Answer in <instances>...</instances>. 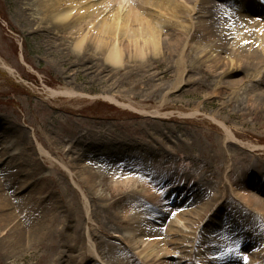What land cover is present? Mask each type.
<instances>
[{"label":"rangeland","instance_id":"374dc122","mask_svg":"<svg viewBox=\"0 0 264 264\" xmlns=\"http://www.w3.org/2000/svg\"><path fill=\"white\" fill-rule=\"evenodd\" d=\"M50 1L0 0V133L5 125L15 126L10 137L7 136L1 144L17 139V147L13 151L18 149L26 156L9 158L10 166L6 161L0 165V222L8 213H12L19 222L17 229L12 226L0 228V264H100L88 250L83 236L85 226L91 230L89 240L94 250L107 261L106 264H133V254L137 251L134 246H138L135 243L138 239L132 240L126 227H117L113 215L115 212L121 215V210L130 205L129 196L134 195L139 196L141 208H151L150 204L142 202V182L153 175L154 162L150 159L165 160L161 157L164 152L154 146L151 137L172 134L171 141L165 147L172 152L167 160L173 162L174 179L172 184L160 188L159 194L168 200L173 196L167 194L169 188L178 184V173H183L186 180L191 179V183L200 182L194 189L200 195H207V192L215 188V181L222 180L227 165H232L233 161H237L240 166L239 161L246 159L256 169H260V166L264 168V127L258 126L260 121L251 123L238 105L227 107L219 97H207L214 79L185 81L181 88L167 93L166 102L160 104L163 91L174 84L175 78V71L166 70L167 60L153 61L151 74L154 73L156 77L142 86L134 84L141 75L139 71L129 74L121 68L118 71L94 74L86 72L78 64H71V61L75 62L73 55L69 56L66 50L62 52L56 48L45 36L48 20L46 4ZM126 3V0H116L114 4L101 9L94 19H86L80 25L68 29L64 36L69 47L73 50L75 41L87 28L96 27L102 18H109ZM214 3L219 5L217 1ZM61 8L68 9L65 4ZM249 18L253 24L264 22V17ZM112 45V49H117L115 43ZM94 63L90 57L86 65ZM102 63H105L104 59ZM76 70L79 73L74 77ZM64 89L84 91L89 96L66 97L52 93V90ZM114 89L120 102L129 103L140 110L145 109L148 114L142 115L120 107L101 96V93H110ZM197 104L200 111L193 113ZM154 111L161 115H155ZM229 111L235 113L230 118L227 116ZM211 112L220 116L217 120L226 119L227 125L232 126L245 143L254 144V153L235 145L218 149L222 128L218 121L209 117ZM33 135L50 151L54 161L33 154ZM123 141L127 147H122ZM90 143L97 146L90 149ZM97 147L100 150L96 151ZM153 152L157 153L156 157L151 154ZM116 160L136 166L139 171L148 166L149 169L140 172L144 177L140 176L141 179L135 184L127 183L120 191L110 194V173ZM59 161L78 176L80 172L74 167L76 162L91 168L93 196L107 197L106 203L122 196L121 203L105 209L98 207V201L91 200V208L95 210L93 223L87 222L85 225L81 219L77 226V212L72 206L78 200L79 211L83 198ZM78 176L75 177L77 181L81 179ZM69 187L76 189L77 200ZM121 192L122 195H119ZM224 192L222 209L230 204L233 207L237 202L231 191L225 187ZM127 193L131 194L128 196ZM189 202L187 200L184 203ZM191 206L197 205L194 202L190 203ZM233 210H240L239 213L243 214L251 213L238 207ZM221 212L218 219L222 217ZM54 213H59L61 219H55L52 223L49 217ZM66 213L69 216L65 218L63 214ZM165 216L171 218V212ZM234 221L217 220V225L221 223L220 226L216 225L220 227L217 230L224 234L216 236L211 242L204 234L201 241L192 243V248L181 249L182 253L190 254L194 251L192 255L195 256L203 248L210 247L213 256H220L224 263L243 264L246 253L252 250L248 240L251 241L253 237H247L242 243L239 238L245 221ZM248 221L255 234L264 235V219L261 220L256 214L250 216ZM29 223L34 233L29 232ZM204 233L207 234V231ZM168 259L175 262L177 258L171 255Z\"/></svg>","mask_w":264,"mask_h":264},{"label":"bare ground","instance_id":"6f19581e","mask_svg":"<svg viewBox=\"0 0 264 264\" xmlns=\"http://www.w3.org/2000/svg\"><path fill=\"white\" fill-rule=\"evenodd\" d=\"M115 1L51 0L47 2L48 20L45 36L51 44H55L56 48L62 52L66 50L69 56L73 55L75 62L70 63L84 67L86 72L98 74L106 71L108 73L121 68L129 74L139 71L141 75L134 83L136 86L147 85L156 77L154 73L151 74L154 60H167L166 70L175 71V78L174 84L163 91L160 104L166 102L167 93L181 88L185 81L199 82L214 79L213 85H210L207 91V97H219L222 104L227 107L232 104L238 105L241 113L248 117L251 123L260 121L258 126L264 127V22L253 24L252 19L249 18L264 17V0H126L127 3L123 4L116 13H112L109 18H102L96 27L87 28L81 37L77 38L72 50L65 40V32L74 28L76 24L80 25L86 19L95 18L101 9L114 4ZM123 1L119 0V2ZM215 1L219 2V5L215 4ZM64 4L68 9L61 8ZM113 43L117 45L115 50L111 48ZM90 57L95 63L86 65ZM103 59L105 63H102ZM78 73L79 70H76L73 76L77 77ZM115 90H111L110 93H101V96L120 107H126L142 115L148 114L145 109L140 110L129 103L120 102ZM52 93L66 97L89 96L84 91L75 92L71 89L52 90ZM198 111H200L199 104L195 105L193 113ZM154 112L155 115H161L157 111ZM234 114L229 111L227 116L230 118ZM209 117L218 121L222 128V134L218 137V149L235 145L254 153L255 145L245 143L242 137L236 134L234 128L227 125L226 119L217 120L220 116L213 112L209 114ZM14 128L13 125H5L0 133V165L5 164L6 161L10 166L8 159L15 156L26 157L18 149L13 151L17 147V139L8 144H1L7 136L10 137ZM171 136L172 134H160L151 137L154 146L156 145L164 152L161 157L165 158L164 161L158 158L150 159L154 162L153 175H149L142 182V202L150 204L151 208H141L142 204L138 202L139 196L130 197L129 195L133 193L131 192L126 194L130 198V205L121 210V215L119 212L113 215V218H116L117 227L123 229L126 227L131 233V239H138L135 242L138 246H134L137 251L133 254V264H226L220 256H213L210 247L203 248L195 256L192 255L194 251L190 254H183L181 251L188 247L192 248L194 241H201L204 234L209 242L216 236L224 234L217 230V228L220 229L217 226L221 225V223L216 224L217 220H227V222L235 220L234 223L237 221L243 223L244 220L239 240L243 243L248 239L247 237L252 236L253 239L248 240L252 250L246 253L243 264H264V235L255 234L248 223V218L252 215L257 214L261 220L264 219V168L260 166V169H256L252 162L245 161L246 159L239 161L240 166L237 165V161H233L232 165H227V172L222 180L215 181L214 191L207 192V195H200L194 189V186L200 182L192 181L191 183V179L186 180L183 173H178L176 178L178 184L169 188L167 193L173 196L165 200L159 196L160 188L172 184L174 179L172 177L173 162L167 160L172 152L165 147L166 143L171 141ZM124 142L122 147H127ZM31 143L34 155L45 156L51 162L55 160L35 135L31 138ZM96 146L89 144L90 149ZM96 149L100 150L98 147ZM82 154L87 156L86 152ZM151 154L154 157L157 155L155 152ZM113 164V170L110 173V186H112L110 194L120 191V188L127 183L135 184L144 177L140 172L149 169L148 166L139 171L136 166L119 160ZM60 165L66 169L72 184L80 191L83 198L82 206L78 211L76 189L69 187L78 202L75 205L71 203L72 209L77 212V226L81 219L85 221V225L87 222L93 223L95 210L91 208V200L98 201V207L105 209L121 203L122 196L114 198L109 203H106L107 197L93 196L91 168L76 162L74 167L80 172L78 176L65 163L60 162ZM76 176L81 179L77 181ZM225 187L229 188L237 203L233 207L230 204L222 209ZM118 194L122 195V192ZM187 200L190 202L184 203ZM194 202L197 206L189 207L190 203ZM234 207L243 208L251 213H239L242 209L233 210ZM65 209L66 212L69 211L67 207ZM169 212L172 216L167 219L165 214ZM220 212L222 217L218 219ZM63 216L66 218L69 214H63ZM5 217L3 222H0V228L5 229L10 226L14 229L18 228L19 222L12 213H8ZM49 218L54 223L55 219H61V215L54 213ZM34 225L37 226L36 223ZM237 225L239 226L238 223ZM28 226L29 232L34 233L30 223ZM98 228L104 231L101 226ZM205 231L207 234L204 233ZM90 232L91 230L85 226L83 236H85L88 250L100 264H106L107 261L94 250L93 243L89 240ZM171 255L177 258L175 262L168 259Z\"/></svg>","mask_w":264,"mask_h":264},{"label":"trees","instance_id":"16d2710c","mask_svg":"<svg viewBox=\"0 0 264 264\" xmlns=\"http://www.w3.org/2000/svg\"><path fill=\"white\" fill-rule=\"evenodd\" d=\"M17 49V48H16Z\"/></svg>","mask_w":264,"mask_h":264}]
</instances>
